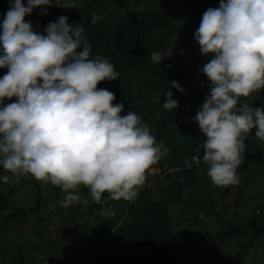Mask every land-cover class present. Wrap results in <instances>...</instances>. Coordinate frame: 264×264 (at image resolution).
I'll return each mask as SVG.
<instances>
[{
	"label": "clouds",
	"instance_id": "clouds-1",
	"mask_svg": "<svg viewBox=\"0 0 264 264\" xmlns=\"http://www.w3.org/2000/svg\"><path fill=\"white\" fill-rule=\"evenodd\" d=\"M52 7L75 5L27 0L25 6L11 0L0 21V69H7L0 77V169L6 173L0 182L8 183L10 173L50 183L64 193L59 203L65 209L88 204L79 192L84 186L94 202L108 205L100 215L114 216L108 201H135L147 173L152 175L147 182L163 183L164 174L151 167L168 149L156 142L140 115L123 114L115 94L97 87L117 80L119 73L107 58L93 56L83 26L70 25L62 15L44 27L45 35L25 20L34 9L47 15ZM194 38L200 53L212 57L201 69L210 95L193 118L203 133L204 155L194 151L170 169L191 172L205 163L214 185L227 188L240 183L237 170L247 134L255 129L264 141V108L250 106L247 99L264 90V0H220L203 13ZM165 56L153 52L151 61L159 65ZM170 84L184 93L178 82ZM165 95L163 108L172 114L178 101L170 90ZM193 156L199 164L186 169L184 162Z\"/></svg>",
	"mask_w": 264,
	"mask_h": 264
},
{
	"label": "trees",
	"instance_id": "trees-1",
	"mask_svg": "<svg viewBox=\"0 0 264 264\" xmlns=\"http://www.w3.org/2000/svg\"><path fill=\"white\" fill-rule=\"evenodd\" d=\"M117 1L72 0L75 5L73 8H48L47 15L37 8L25 20H31L33 29L45 35L44 27L49 22L58 21L62 15L67 17L70 25L79 24L84 27L93 56L107 58L119 73L117 80L101 82L97 87L106 88L115 94L114 103L124 104L123 114L136 112L141 116L142 122L149 124L156 142L168 149L151 168L165 172L170 167L181 165L183 159L194 151L200 156L204 155L203 133L193 118L205 97L210 95V81L202 74L201 69L212 57L200 53L194 32L199 27L203 13L210 7H218L220 0H154L158 3V8L146 6L140 11L118 7ZM10 2L11 0H0V21L8 11ZM23 3L27 6V0H23ZM93 17H96L95 23H92ZM173 22L175 23L172 24ZM182 33L184 37L178 40L177 37ZM153 52L166 55L159 65L151 61ZM170 52L171 55L167 56ZM6 72L7 69H0V77ZM171 81L178 82L185 90L184 93L170 88ZM168 90L172 91L173 98L178 101V107L172 114L163 108ZM15 99L5 100V104L14 102ZM245 99L242 98V102ZM247 99L250 106L264 108V90ZM245 144L243 162L237 170L239 173L247 172L249 165L254 163L249 150L250 143L245 141ZM207 168L205 163L199 168L202 178L205 177ZM199 169L179 174H175L174 170L166 172L162 177V186L165 188L163 191L168 193L160 197L146 185L148 178L152 176L147 173L145 184L135 201H108L115 211V215L109 217L100 215L103 207L108 205L94 202L89 190L82 186L81 193L88 200L85 205L86 214L92 224L87 245L91 243L94 246L87 251L84 263L183 264L175 244L167 207L170 202L183 203L184 193L191 194L189 191L193 188ZM2 172L3 169H0V174ZM208 183V179H204V199L211 198ZM2 184L0 182V233L4 226L14 221L19 224L28 216H36L32 223L35 235L39 228L46 232L47 225L41 216L43 199L39 189L35 187L38 196L33 206L25 209L16 206L9 210V197H12L14 188L10 187L4 192L1 190ZM171 187L175 189L174 194ZM156 189L160 190L158 187ZM191 200L189 197V201ZM121 203L124 204L122 210ZM192 222H196V216L192 218ZM258 230L259 233L264 232V225H259ZM76 238V241L81 240L82 234L75 236L73 241ZM247 244L241 250L244 251ZM7 254L9 258L6 257ZM0 264H27L25 247L17 244L6 247L0 245Z\"/></svg>",
	"mask_w": 264,
	"mask_h": 264
},
{
	"label": "rangeland",
	"instance_id": "rangeland-1",
	"mask_svg": "<svg viewBox=\"0 0 264 264\" xmlns=\"http://www.w3.org/2000/svg\"><path fill=\"white\" fill-rule=\"evenodd\" d=\"M103 6L107 9L105 4ZM117 6L140 11L146 6L156 9L158 3L154 0H118ZM182 37L184 33L177 39L181 40ZM246 142L250 143L254 163L249 165L247 172H237L240 187L219 188L207 175V169L204 178L199 169L193 188L189 191L191 194H183V203H169L168 218L183 264H264V232H258L259 225H264V141L256 138L254 129L247 134ZM4 174L3 171L0 175ZM7 174L10 179L1 185V190L7 192L10 187L14 188L12 197H9V210L16 206L23 209L33 206L38 196L35 192L37 187L43 199L41 216L47 231L39 228L35 235L32 223L36 216H28L19 224L14 221L4 226L0 233L1 247L11 244L24 246L27 264H86L83 259L91 235L88 232L92 231L86 206L81 203L65 209L59 203L64 196L60 188L31 176ZM204 179L209 181L211 198L204 199ZM162 184L152 178L147 182L158 197L168 193L163 191L165 188ZM80 188V195L84 199ZM171 189L174 194V187ZM123 206L121 203L120 210ZM194 216L195 223L192 222ZM79 234H82L81 240L76 241V238L73 241ZM245 244L247 247L243 251L241 249Z\"/></svg>",
	"mask_w": 264,
	"mask_h": 264
},
{
	"label": "built area",
	"instance_id": "built-area-1",
	"mask_svg": "<svg viewBox=\"0 0 264 264\" xmlns=\"http://www.w3.org/2000/svg\"><path fill=\"white\" fill-rule=\"evenodd\" d=\"M199 162H200V158L199 157H197V156H193V158H192V160H190V161H185L184 162V164H185V168L187 169V168H189L191 165H197V164H199ZM172 169H168L167 171H165V172H162L161 170H157L156 171V174L158 175V176H161V175H163V174H165L166 172H168V171H171Z\"/></svg>",
	"mask_w": 264,
	"mask_h": 264
}]
</instances>
